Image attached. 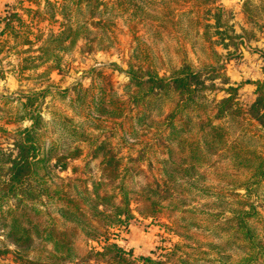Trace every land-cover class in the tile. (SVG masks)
I'll return each mask as SVG.
<instances>
[{
    "label": "trees",
    "instance_id": "16d2710c",
    "mask_svg": "<svg viewBox=\"0 0 264 264\" xmlns=\"http://www.w3.org/2000/svg\"><path fill=\"white\" fill-rule=\"evenodd\" d=\"M220 1L46 0L50 19L66 23L34 36L39 55L28 70L59 74L84 55L117 53L114 28H127L126 101L101 88L88 119L81 102L65 105L60 96L63 110L45 121L49 91L19 100L14 122L29 125L4 131L11 148H0V255L12 252L20 264H264V80L244 102L222 72L216 48L236 50L242 41ZM248 6L244 13L259 11ZM13 19L20 20L5 17L7 28ZM216 90L220 100L209 97ZM125 103L135 132L152 133L161 150L159 182L149 181L139 158L122 163L107 139L90 137L93 122L122 118ZM85 142L86 162L72 173L90 176L61 177ZM134 214L162 217L178 241L155 258L109 242L108 230Z\"/></svg>",
    "mask_w": 264,
    "mask_h": 264
},
{
    "label": "rangeland",
    "instance_id": "374dc122",
    "mask_svg": "<svg viewBox=\"0 0 264 264\" xmlns=\"http://www.w3.org/2000/svg\"><path fill=\"white\" fill-rule=\"evenodd\" d=\"M49 1L61 3V0ZM0 3H2L0 4V148H11V137L4 131L13 133L29 125L28 122L16 124L13 113L19 100H23L31 93L50 92L41 106V114L45 121L49 120V111L53 108L63 110L60 96H64L65 105L72 101H75L74 105L81 102L78 107L79 111H77L88 119L90 116L95 117L91 110V103L100 96L101 88L112 87L120 95L122 101H126L121 89L127 82L124 59L131 46L132 30L120 26L114 28L118 43L117 53L84 55V59L72 61L61 73L57 74L50 70L43 76V73L47 71V66L28 70L31 69L29 67L37 65L30 63L32 62L30 60L39 55L38 42L34 36L57 31L60 23H66L67 18L63 19L57 15L55 20L50 19L51 9L46 6V0H0ZM243 4L246 6L249 4V8H258L259 11L251 10L244 13ZM220 5L233 16L230 23L235 33L241 36L242 41L236 50L216 48L222 57L220 62L224 67L222 72L228 77L231 85L240 86L238 91L240 99L248 102L253 99L254 83L264 80V0H221ZM12 13L17 14L20 20L13 19L10 27L7 28L5 17ZM66 14L67 12L64 15ZM29 31L33 33L29 34L32 44L26 45V36ZM135 36L146 40L143 32H137ZM216 83L219 88V81ZM209 97L220 100L223 93L216 90L211 92ZM125 107V115L122 118H101L100 121L93 122L98 126V130L91 128L90 137L97 140L107 139L118 157L122 159V163L129 158H139L138 165L149 181L159 182L161 150L156 146L152 133L135 132L131 120L133 111L127 103ZM89 145L90 143L86 142L80 145L82 156L70 161L68 169L60 173L61 177L86 178L90 176L81 175L79 172L72 173L73 167L83 168ZM97 176V173L92 175V177ZM240 193L243 194V192ZM262 212L264 214V211ZM164 224L166 221L162 217L142 218L134 214L126 227L116 225L108 230L109 242H116L120 247L131 250L135 256L155 258L165 253V248L171 247L178 241L177 237L165 230ZM88 247L95 249L97 245L90 243ZM0 264L20 263L10 252L0 255Z\"/></svg>",
    "mask_w": 264,
    "mask_h": 264
},
{
    "label": "crops",
    "instance_id": "0c3cea01",
    "mask_svg": "<svg viewBox=\"0 0 264 264\" xmlns=\"http://www.w3.org/2000/svg\"><path fill=\"white\" fill-rule=\"evenodd\" d=\"M2 5V3H0Z\"/></svg>",
    "mask_w": 264,
    "mask_h": 264
}]
</instances>
